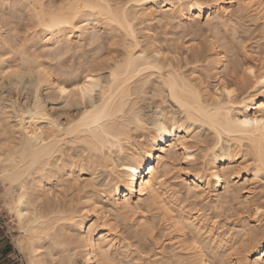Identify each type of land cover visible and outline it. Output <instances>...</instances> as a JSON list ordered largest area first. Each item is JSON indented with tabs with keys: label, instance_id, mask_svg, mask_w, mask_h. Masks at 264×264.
<instances>
[{
	"label": "bare ground",
	"instance_id": "obj_1",
	"mask_svg": "<svg viewBox=\"0 0 264 264\" xmlns=\"http://www.w3.org/2000/svg\"><path fill=\"white\" fill-rule=\"evenodd\" d=\"M124 1L104 0L112 6L113 16L91 14L92 29L85 39L79 26L84 21L75 16L72 0H42L43 7H40L41 0H0V18L10 17L14 22L24 14L31 27L32 24L36 27V35H30V43L35 45L33 50V46L26 48L29 36L23 38L25 43L13 45L8 34L14 28L10 24L0 26V55L9 56L22 73L35 76L30 104L21 106L6 100L0 104V198L19 228V235L13 238L15 247L25 255V264H87V257L96 261L105 251L123 258L126 264H178L204 257L215 264H254L250 261L255 243L251 233L255 229L259 235L261 221H253L248 213L252 205L264 199V190L256 193L239 182L242 176L249 180L264 176L261 163L264 137L242 134L234 121L261 115L264 100L258 94L245 95L246 85L237 81L238 95L231 100V106H227L226 97L218 103L214 99L216 88L206 84L208 70L195 74V70L185 71L183 64H179L180 59L185 65L195 62L199 65L205 60L206 48L184 45L186 51L191 49L190 55L176 58L175 43L182 33L180 39L179 33L175 34L177 38L169 33L171 38H167L166 33L163 39L155 40L145 26L142 28L147 32L137 25L154 20L167 26L174 20L171 25L183 29L187 21L200 19L206 13L207 23L215 29L227 27L228 21L243 16L256 26L252 32L259 27L261 34L264 16L256 8L242 15H236L234 9L232 15L225 17L226 8L239 6L245 0H221L219 5L215 0ZM113 18L117 23L111 22ZM129 24L136 33V41L125 44ZM92 31L96 33L95 41L101 37L98 32L106 34L105 46L109 54L113 53L103 62L108 74L101 84L96 68L102 63L95 64L97 67L87 66L88 69L82 65L93 60L84 62L80 55L81 62L77 61L80 64L69 66L74 54L83 50L75 49L78 44L83 40L90 45L95 42ZM141 31L145 33L139 34ZM217 35L205 45L211 52L208 53L211 57L208 55L205 60L210 67L205 61L204 64L215 73L220 70V75L226 70L216 83L222 90L220 82H227L231 76L228 69L233 59L228 49L231 42L228 41V46L226 38ZM262 38L260 46H264ZM101 42L100 46L94 45L101 48L104 45ZM137 42L144 51L154 45L156 51L170 53L175 58L140 60L137 58L140 50L129 51ZM227 56L231 58L229 63H226ZM66 57H70V64L67 61L70 70L63 62ZM88 76L100 84L96 105H103L111 117L103 125L97 127L85 115L92 105L76 118L61 122L40 101L41 85L58 93L60 84L70 87L73 81L83 83ZM165 86H174L177 99L188 107H181L172 99L170 91L168 99L176 103L179 111L157 108L160 118L151 115L152 123L147 129L148 122L138 103L145 101L149 90L162 96ZM70 98L75 97L67 100ZM195 124L207 126L214 134L213 144L199 157L193 149L196 145L189 141L201 142L200 136L193 134ZM138 131L141 133L135 139ZM112 153L118 154L119 163ZM177 157L184 164L178 171L180 180L167 184L166 174ZM100 168L108 169L109 175L97 186L98 195L93 198L89 188ZM73 190L79 193L76 203L71 197ZM22 213H26L23 218ZM120 223L130 230L128 236L122 235L124 231L115 230ZM194 236L201 244L198 254L190 251ZM128 238L136 243L151 240V246L132 248L124 242ZM133 250L137 254L131 255Z\"/></svg>",
	"mask_w": 264,
	"mask_h": 264
},
{
	"label": "rangeland",
	"instance_id": "obj_2",
	"mask_svg": "<svg viewBox=\"0 0 264 264\" xmlns=\"http://www.w3.org/2000/svg\"><path fill=\"white\" fill-rule=\"evenodd\" d=\"M125 1H127V0H125ZM238 17L234 18V19H236L235 22H234V19H232L231 21H228L229 23H228V25H226L227 27H220V28L217 27V28H219V30L217 28L215 29V27H213V25L211 23H207V21H206V13L203 14V16L200 19L196 18L192 22L187 21V23L190 22L189 24L186 23L188 28H186V25H185L183 29H182V27L181 28L180 27L176 28L175 25H174L175 27L172 26L171 24H172V22L174 20H171L172 22L171 23L169 22L170 24L167 23V26H166V24L164 22L161 23V22H157V21H154V20H152V21H143L145 23L142 22V24H138L137 26L139 27V29H142L145 32L149 31V33H151V35L153 34L152 37H155V40H156V38L163 39V35H165L166 33L168 35L167 38H171V37L172 38L173 37L177 38L178 37L180 39V37H181L180 33H182V35H183L182 37L183 38L181 37V39L179 40L180 43L179 42L178 43L174 42L175 45L177 46L176 52H177L178 56H177V54H174V56H177L176 58H183L184 55L185 56L186 55L187 56L190 55V53H191L190 50L191 49L186 51L184 45H189L190 46L191 44H193V46L201 45L200 48H202V47L204 49L206 48L205 49L206 51L205 50L204 51L206 52L207 55L204 52L205 55L203 56V58L205 60L207 58V60H208L207 56L210 55L208 53H211V52H209L210 50L208 49V47H206V46H208L207 42L212 41V39L214 40V38H212V37H214L213 35H215V33L219 34V35H217L219 38H220V36L221 37L224 36V39L226 38L227 43L225 42L226 40L224 41L223 39H220V40L224 41L225 44L228 45V41L231 42V43H229L231 48L229 47L228 49H230V51H231V53L230 52L229 53L232 55L231 56L232 59H233L234 55L236 56V54H235L236 45L234 44V42L232 40V37H231L233 35L243 36L245 39L250 41V44L248 46V55L249 56L257 54V56H259L260 58H262V57L264 58V48H263L264 46L263 45L260 46L261 42H263V40H261L260 38H262V36H264V35H261V34H264V33L262 32L261 34H259V32H261V31H259L260 28L258 27L257 29H259L258 30L259 32L255 29L254 31H257V33L255 32L256 33V35H255L254 31L252 32V29H254L256 26L254 24H251L250 22H248L249 21V20H247L248 18H246V17L243 18V16L242 17L240 16L241 18H238ZM28 23H30V24L27 25ZM191 24H192V26H190ZM142 25H143V28L146 27L145 29H147V31L142 28ZM249 25H250V28H247V26H249ZM10 26L12 28H14V30L12 31V34H8V38H9V40L11 41V43L13 45L14 44L15 45L18 44L19 42L25 43L23 41V38L25 40V38L27 36H29V37L26 38V43L29 44L32 41L30 39L31 38L30 35L31 36H35L36 35V33H35L36 32L35 31L36 27L33 24H32V27L33 26L34 27L33 28L31 27V22L28 19L25 18L24 14L22 16L16 18V20H14V22H12V24H10ZM257 26H259V25L257 24ZM28 28H30L31 30L33 29L31 31V33H29L30 31H29ZM27 30H28V32H27ZM172 30H173V32H176V33H173ZM177 30H178V32H177ZM233 30L235 31V34L232 33ZM144 31H141V33H139V34L145 33ZM179 31H182V32H179ZM32 32H34L35 34L32 33ZM9 33H11V32H9ZM26 33L27 34L29 33V34L27 35ZM168 33L170 34L171 37L169 36ZM171 33L174 34V35L172 36ZM177 33H179V34H177ZM252 33H254V35H252ZM97 34L98 35L101 34V37H100V35L97 37V40L100 39L99 42H97V40H96L94 43H92L90 45V44H87L88 42L87 43L85 42L86 40H83L82 41L83 43L78 44L79 46L75 48V49H78V50L79 49L82 50V48H83V50H82V52H80V50H79V52L74 54L72 59H70L73 62L70 64V62H71V61H69L70 57H66L67 60L64 59L63 62L64 61L66 62V64L65 63L64 64L67 66L66 67L67 69L69 68V70H70L69 66H72L73 63L75 65H77L78 64L77 61L81 62V59L83 60V58H84V62H88V60L89 61L93 60L92 62H88L87 64L83 63V64H86V65H82V66H84V67H86L88 69H90L89 68V67H91L90 65L95 66V64H97V63L98 64L102 63L101 65L97 64L98 68H96L97 71H99V73H100V80H101L100 84H101V83H104L105 78H106V76L108 74V70L104 67L105 63H103V62H105L104 60H106L108 58V55L113 54V53L109 54L108 51H107L108 46L107 45L105 46V43L107 44V42H106L107 41L106 34L102 33V32H98ZM175 34L180 35V36L175 37ZM260 35H261V37H260ZM253 36H255V37L253 38ZM27 39H28V41H27ZM104 39H106V40H104ZM152 39H154V38H152ZM188 40H190V41H188ZM100 41L104 42L103 43L104 45H101V48L99 47L100 46V44H99ZM181 41L183 43L185 42V44H183ZM97 43L99 44V46H96V45H98ZM28 44H26V48L29 49V48H32L31 46H33V50H34L35 45H33V44L30 45L29 44L30 45V47H29ZM94 44H96V45H94ZM203 45L204 46L206 45V46L204 47ZM227 45H225V47L229 46V45L228 46ZM97 47H99V48H97ZM78 50H76V51H78ZM29 52H31V51H29ZM77 54H79V55L77 56ZM80 55H81V59L79 58ZM241 55H243V54L241 53ZM74 57H76V58H74ZM209 57H211V55ZM77 58H79V59H77ZM85 58L87 59V61H86ZM209 59H211V58H209ZM226 59H227L226 63H229V61L231 60V58L229 60V57L226 58ZM67 61H69V63H68V64H70L69 66L67 65ZM182 61L183 60L179 59V62H180L179 64L180 65L183 64L184 68L182 67V69L185 70V71L191 72L192 70H195L196 71L195 74H198V73H201V72L204 73V71H202L204 69L206 70L205 72H207V70H208V73H210V74L208 76L207 73H205L207 75V77H208V78H205V79H208L207 81L205 80L207 82V83L206 82L205 83L208 84L209 88H211V89L219 87L216 84L217 81H218V77L219 76H223L224 72H226V70L224 69V71H221L222 75H220V70H219V72L217 71V73H215L216 71H214V69H209L208 68L210 66L208 65L207 61H205V62L207 63L208 67L204 64L205 63L204 61L199 63V65L201 67L198 64H196L198 62H195L196 66H198L197 68H195L196 66H195L194 63H192V64L191 63H186V65H185V62H182ZM54 62H55V60H54ZM80 62H79V64H80ZM97 65L95 67H97ZM87 66H89V67H87ZM225 66H228V64H225ZM197 70H199V71H197ZM209 70H211V72L213 70L214 74H211V72ZM34 77L35 76H33L32 74L31 75L28 74V75L22 76V78H20L18 80H12L11 82H8V83H0V104L2 103V101H5V100L8 101V102L9 101L10 102H15L16 105H21V106H26L27 104H30V102L32 101V96H33L34 89H35L34 88V83H35L34 82V80H35ZM13 82H18V84L14 85ZM38 91H39V95H40V101L44 102V105H45L47 111L52 116L58 118L61 122H65V120L69 119V118H76V116H78V114L85 108L82 102L79 103V104H74L73 103L74 99H72V98H70L72 100H70V99L67 100V98L66 99H60L59 98V94L57 92H55L54 90L52 91V89H49V90L46 89L45 85H41L39 87ZM98 92H100V90H98ZM98 92H97L96 96L94 97L95 102H98L99 98H100V95H99ZM153 94L156 95V96L154 97ZM160 97L161 96H159L158 94H155V93H153L152 91L149 90L148 94H146V96H145V98H146L145 101H142V102L138 103V106H140L142 108V111L145 114V118H146L147 122L150 121V117L152 115L151 113H153L157 108L158 109H163L165 111H174L175 113H177L179 111V108L176 105V103L170 101L169 99H168L167 103H163L161 101ZM65 105H71V106L70 107H65ZM90 106H91V104H89L88 107H90ZM147 124L148 125H146L147 126L146 128L148 129L150 127L149 126L150 124L149 123H147ZM194 126H195V128L193 130V134L197 133V135L200 136L199 138H200L201 142L198 141L199 143L196 144V143H194L195 142L194 139H190L189 141H191L193 145H196V146L193 147V149L196 150V157H199V156H203L204 153L207 152V149H208L210 144H213V142H214V134H213L212 130L209 129L205 125L199 126L198 124H195ZM140 133H141L140 131L136 132L135 136L136 135L137 136H136L135 139H137V137H138V135ZM196 142H197V140H196ZM223 144H224V142H223ZM112 157L114 158V160H116L117 163H119V160H118L119 156H118L117 153H112ZM181 161L182 160L179 159L178 157L173 160V167L167 172L166 177H165V179H167L166 181L168 182V183L166 182L167 184H174L176 182H179L180 179H178L179 178L178 177V175H179L178 171H179V169L181 167L184 166L183 162H181ZM108 175H109V172H108V169H106V168H100L98 171H96L95 175L93 176V179H95V181L93 180L94 182H92V184H93L92 188H89V194L92 195L91 197L95 198L98 195L97 186H99L107 178ZM245 178H246L245 176H242L239 183L245 184V186L247 188H252V191L256 192V193L259 190H262V191L264 190V176H262V175L259 176L260 179H258V180H255V179L249 180V179H245ZM208 194H211V193H208ZM78 195H79V193L76 190H73L71 192V197L75 200L74 203H76ZM0 197H1V195H0ZM192 201L193 200L190 199L189 204H191L190 202H192ZM0 213H1V216L3 218L2 221H1V225L3 226L2 230H4L7 233L8 237H9V240H11V242H12L13 256L19 262V264H25V255L23 253H20L16 249L15 243H14V239L20 233L19 232V228H17L15 220L12 219L13 217H11V214L7 212L6 207H5L4 203H3V199H1V198H0ZM108 215L112 216V213H108ZM115 230L117 232H119V233L121 231H124V233L122 234L123 236H128L130 234V230L125 228L124 223H120ZM124 242L125 243L127 242L130 247L132 246V248L134 246L137 247V248L142 246V247L148 249L149 246H151V240L144 241L142 243H140V242L136 243V242H134L133 238H128L127 241H124ZM134 254H137L136 250H133L131 252V255H134Z\"/></svg>",
	"mask_w": 264,
	"mask_h": 264
},
{
	"label": "snow or ice",
	"instance_id": "obj_3",
	"mask_svg": "<svg viewBox=\"0 0 264 264\" xmlns=\"http://www.w3.org/2000/svg\"><path fill=\"white\" fill-rule=\"evenodd\" d=\"M220 2L221 0H215L217 5H219ZM43 6L44 5L41 0L40 7ZM61 7H63V5H61ZM71 7L74 9L75 16H79L80 20L84 21V23H79V21H77V23H79L80 28L85 33V39H87V36L92 29L94 17L91 14L100 12L102 15H106L107 17L113 16L112 6L106 5L104 0H72ZM194 7L203 6L195 5ZM186 8L187 5H185V9ZM256 8H259L261 16H264V0H259V3L257 0H245V2L241 3L239 6L234 4L232 8L225 9L224 15L227 18V16L233 14L234 9L236 10V15L247 14ZM105 10L107 11L105 12ZM111 22L117 23L115 18H113ZM4 24H12V19L10 17L0 18V26ZM121 27H124V25H121ZM29 31H31V29H29ZM126 31L128 35L125 37L124 43L127 44L136 41V33L132 30V25H127ZM91 35L95 41L96 33L92 31ZM232 40L236 45L237 54L233 57V63L228 69V71L231 73V76L227 78V82H220L222 85V90L221 87L216 88V95L214 97L215 101L220 103L226 97L228 101L227 106L230 107L231 100L238 95L236 87L237 81H241L246 85L245 95L258 94L260 99L264 100V91H261V89H264V58H260L256 55H248V46L250 41L245 39L243 36L233 35ZM6 47L9 49L11 48L10 45H6ZM136 50H140V56L137 57L140 60H145L150 57H154L155 59L175 58L171 56L170 53L156 51L154 45L150 46L148 51H144L141 44L137 42L135 43L134 48L130 49L129 51L134 53ZM241 53L243 55H241ZM169 68L171 69V65H169ZM25 75H28V73H22L19 66L13 65L12 59L9 56L0 55V78H2L0 79V83H8L12 80H18ZM99 89V82L94 81L92 76H88L83 83L73 81L70 87H65V85L62 83L59 85L57 91L59 93L60 99H66L70 96H74V104H79L82 102L85 108H88L89 104H91L93 107L90 108L85 113V115L92 120L93 124L99 127L111 119L103 105H96L94 97L96 96ZM158 91H160V89H158ZM170 91L172 92V99L181 104V107H188L187 105L183 104L182 101L177 99L174 86L163 87V95L160 97L163 103L168 102V94ZM70 106L71 105H65V107ZM222 106L224 105L222 104ZM151 114L154 116V118H160L159 110ZM138 123H140V121H138ZM148 123L151 124L152 121H148ZM234 123L244 135H260L261 137H264V112H262V114L257 117L237 119L234 121ZM261 163L264 164V152L261 153ZM132 171L135 172V169H132ZM248 214L252 215L253 221H261V231L259 235H257L255 229H253L251 233L255 243L251 251L250 261H254V264H264V199H259L257 204L252 205ZM23 215H26V213H22L21 218H23ZM200 250L201 244L197 242V238L194 236L192 249L190 251H194L198 254ZM256 257H259V259H256ZM87 264H126V262L123 258L114 257L111 253L105 251L100 257L97 258L96 261H93L90 256L87 257ZM178 264H215V262L208 257H204L202 259L195 258L182 260L179 261Z\"/></svg>",
	"mask_w": 264,
	"mask_h": 264
},
{
	"label": "crops",
	"instance_id": "obj_4",
	"mask_svg": "<svg viewBox=\"0 0 264 264\" xmlns=\"http://www.w3.org/2000/svg\"><path fill=\"white\" fill-rule=\"evenodd\" d=\"M0 264H19L13 256V246L7 233L0 229Z\"/></svg>",
	"mask_w": 264,
	"mask_h": 264
},
{
	"label": "built area",
	"instance_id": "obj_5",
	"mask_svg": "<svg viewBox=\"0 0 264 264\" xmlns=\"http://www.w3.org/2000/svg\"><path fill=\"white\" fill-rule=\"evenodd\" d=\"M2 216H1V213H0V228H3V226L1 225V221H2Z\"/></svg>",
	"mask_w": 264,
	"mask_h": 264
}]
</instances>
